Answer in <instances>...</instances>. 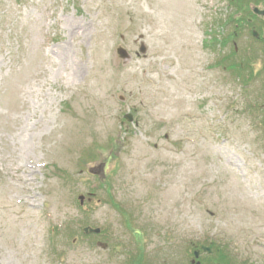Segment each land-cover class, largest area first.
Instances as JSON below:
<instances>
[{
    "label": "rangeland",
    "instance_id": "374dc122",
    "mask_svg": "<svg viewBox=\"0 0 264 264\" xmlns=\"http://www.w3.org/2000/svg\"><path fill=\"white\" fill-rule=\"evenodd\" d=\"M233 7L0 0V264H264V46Z\"/></svg>",
    "mask_w": 264,
    "mask_h": 264
},
{
    "label": "flooded vegetation",
    "instance_id": "af4514ba",
    "mask_svg": "<svg viewBox=\"0 0 264 264\" xmlns=\"http://www.w3.org/2000/svg\"><path fill=\"white\" fill-rule=\"evenodd\" d=\"M228 2L230 5L231 3L233 4L235 12V16H232L231 19L236 22L235 30L232 32V39H234V37L238 35L239 29L240 32L244 29L253 37V39H255V41L260 42L261 45L264 46V15L254 12L253 8L257 7L261 10L264 9L254 4H250L249 6L245 5V2L243 0H228ZM234 49L236 50V47H234Z\"/></svg>",
    "mask_w": 264,
    "mask_h": 264
},
{
    "label": "trees",
    "instance_id": "16d2710c",
    "mask_svg": "<svg viewBox=\"0 0 264 264\" xmlns=\"http://www.w3.org/2000/svg\"><path fill=\"white\" fill-rule=\"evenodd\" d=\"M231 19H232V16L229 17L228 20H231ZM228 39L229 38L219 39L217 35L216 36L213 35V36H210L206 40V42L208 43L209 46H212V47H214L216 43H218V45L224 46L225 44H227ZM233 54H234V51L230 54H227L226 56H223L221 59H219L216 62V64L226 65L225 66L226 68H229L230 70L235 71L237 74H239L240 72L244 71L243 67H245V65L246 67H248V61L247 60L244 61V58H241L240 61H236L235 59H233L234 57H232ZM251 76H252L251 74H248V77H251ZM88 236H90V234ZM210 246L212 250H216L215 258L212 260V262H215L216 264H229L230 263L229 259H231V257L227 258V256L229 255L225 253V249H220L218 247H215L214 243H211ZM124 264H146V261L143 260L141 252L136 253L135 251L131 254L127 253L126 258L124 259Z\"/></svg>",
    "mask_w": 264,
    "mask_h": 264
},
{
    "label": "water",
    "instance_id": "95a60500",
    "mask_svg": "<svg viewBox=\"0 0 264 264\" xmlns=\"http://www.w3.org/2000/svg\"><path fill=\"white\" fill-rule=\"evenodd\" d=\"M253 11L256 12V13H258V14L264 15V10L258 9L257 7H254L253 8ZM124 117L128 121H131V115L130 114H125ZM96 231H98V230H96ZM201 249L204 250V251H210V248L209 247L202 246ZM198 255H199V251L198 250L194 251V256L195 257H198ZM196 264H200V263L199 262H196Z\"/></svg>",
    "mask_w": 264,
    "mask_h": 264
}]
</instances>
